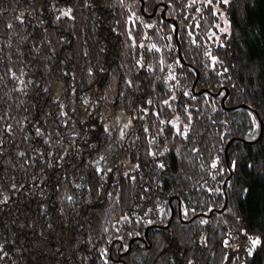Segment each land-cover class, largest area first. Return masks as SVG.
<instances>
[{
	"label": "trees",
	"instance_id": "1",
	"mask_svg": "<svg viewBox=\"0 0 264 264\" xmlns=\"http://www.w3.org/2000/svg\"><path fill=\"white\" fill-rule=\"evenodd\" d=\"M93 87L136 133L115 178ZM189 262L264 264V0H0V264Z\"/></svg>",
	"mask_w": 264,
	"mask_h": 264
},
{
	"label": "rangeland",
	"instance_id": "2",
	"mask_svg": "<svg viewBox=\"0 0 264 264\" xmlns=\"http://www.w3.org/2000/svg\"><path fill=\"white\" fill-rule=\"evenodd\" d=\"M130 1L132 4L140 2V0ZM159 8L161 15L164 14L162 6ZM43 87L48 90L50 96L57 97L61 88V80L51 78L43 83ZM70 108L76 110L80 118L94 116L104 128L107 126L109 129L108 132L113 141V150L110 155L105 156V161L101 162V167L109 169L108 172L113 178L133 168L134 162L128 158V152L136 140V133L133 128L129 110L111 108L103 104L100 99L99 90L95 87H93L80 101L72 103ZM125 125H127V127H125ZM121 130L124 132L123 137H121ZM98 158L99 157L96 156L90 159L95 167V161ZM247 238H249L248 234L244 233L242 229H238L236 240L231 245L234 247L241 246Z\"/></svg>",
	"mask_w": 264,
	"mask_h": 264
},
{
	"label": "snow or ice",
	"instance_id": "3",
	"mask_svg": "<svg viewBox=\"0 0 264 264\" xmlns=\"http://www.w3.org/2000/svg\"><path fill=\"white\" fill-rule=\"evenodd\" d=\"M217 2H218V3H224V4H227V3H229V0H217ZM209 3H211V0H209ZM71 12H72V9H71V8H68L67 10H65V11H63V12L61 13V16H67V17H70V18H71ZM61 16H57L56 19H57V20L61 19ZM18 19H19V18H18ZM20 22L23 23V20L21 19ZM9 27L11 28V25H9ZM141 47H143V45H141ZM153 48H155V45H153ZM157 50H158V49H157ZM137 63L140 64L141 62L138 61ZM9 71L11 72L12 70L9 69ZM91 74H92V73H91V69H89V75H91ZM12 75L14 76L15 74L12 73ZM170 78H171V77H170ZM21 83L23 84L24 81L21 80ZM28 83H31V81H28ZM128 83H129V85L131 86L130 81H129ZM186 95H187V93H186ZM149 103H151V101H149ZM164 103L167 104L168 101H165ZM60 107H61V116H66L67 113L63 110V109H64V105L61 104ZM189 119H191V117H190ZM160 122H161V123H165L164 121H160ZM66 123H67V122L65 121V124H66ZM172 123L175 124V122H172ZM125 127H127V125H125ZM10 128H11V126H9V130H10ZM105 131H106V132L109 131V129L107 128V126H105ZM145 131H147V129H145ZM177 131L179 132V129H177ZM36 132H37V135H43V133L41 132V129H40L39 127H37ZM187 132H188V129H187V127H185V130H184V133H183V134L186 136V135H187ZM123 135H124V132H123V130H121V137H123ZM21 155H23V153H21ZM153 155H155V154H153ZM103 161H105V157H104L103 155L99 156V158L95 161V164H96V171H97L98 173H100V172H107V171L109 170V169H106V168L101 167V162H103ZM234 163H235V162H234ZM160 166L163 167V165H160ZM212 167L215 168V167H216V164L213 163V164H212ZM249 239L251 240V244H252V247H253V248H255L257 245L261 244V241L259 240V238L252 239V238L250 237ZM227 243H228V242L225 241V244H227ZM249 254H251V249L249 250ZM189 264H191V262H189Z\"/></svg>",
	"mask_w": 264,
	"mask_h": 264
},
{
	"label": "water",
	"instance_id": "4",
	"mask_svg": "<svg viewBox=\"0 0 264 264\" xmlns=\"http://www.w3.org/2000/svg\"><path fill=\"white\" fill-rule=\"evenodd\" d=\"M164 4L162 5V10H164ZM162 16H164V14H162ZM174 25H175V22H174ZM177 212L179 213V211H178V203H177ZM171 213H172V210H171V212H170V214H169V217L171 216Z\"/></svg>",
	"mask_w": 264,
	"mask_h": 264
},
{
	"label": "flooded vegetation",
	"instance_id": "5",
	"mask_svg": "<svg viewBox=\"0 0 264 264\" xmlns=\"http://www.w3.org/2000/svg\"><path fill=\"white\" fill-rule=\"evenodd\" d=\"M163 11V10H162Z\"/></svg>",
	"mask_w": 264,
	"mask_h": 264
}]
</instances>
